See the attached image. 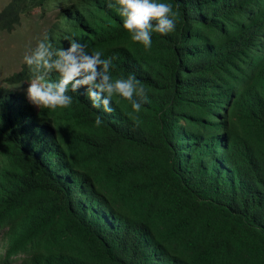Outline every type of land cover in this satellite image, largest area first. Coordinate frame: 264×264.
Listing matches in <instances>:
<instances>
[{"label": "trees", "instance_id": "trees-1", "mask_svg": "<svg viewBox=\"0 0 264 264\" xmlns=\"http://www.w3.org/2000/svg\"><path fill=\"white\" fill-rule=\"evenodd\" d=\"M113 2L0 11L8 33L53 13V49L102 51L148 93L105 113L69 88L51 111L28 100L25 63L5 80L21 90L0 87V264H264V0H165L175 30L150 50Z\"/></svg>", "mask_w": 264, "mask_h": 264}, {"label": "clouds", "instance_id": "clouds-1", "mask_svg": "<svg viewBox=\"0 0 264 264\" xmlns=\"http://www.w3.org/2000/svg\"><path fill=\"white\" fill-rule=\"evenodd\" d=\"M108 7L115 8L122 18L131 41L145 50L151 49L153 34L168 35L175 30L177 12L165 0H114ZM103 57L102 51L89 53L87 46L75 39L67 48L53 49L44 37L23 56L31 72L26 89L28 100L41 110L66 109L73 103L69 88L72 92L84 88L94 109L111 113L113 97H120L130 102L134 113H140L148 102L147 89L133 73L114 76L112 60ZM102 123L97 116L96 126Z\"/></svg>", "mask_w": 264, "mask_h": 264}, {"label": "rangeland", "instance_id": "rangeland-1", "mask_svg": "<svg viewBox=\"0 0 264 264\" xmlns=\"http://www.w3.org/2000/svg\"><path fill=\"white\" fill-rule=\"evenodd\" d=\"M10 1L0 0V11ZM53 18V13L42 14L38 9H34L23 17L21 25L16 30L11 33L0 32V87L21 90V85H10L5 80L20 70L24 64V54L43 38Z\"/></svg>", "mask_w": 264, "mask_h": 264}]
</instances>
